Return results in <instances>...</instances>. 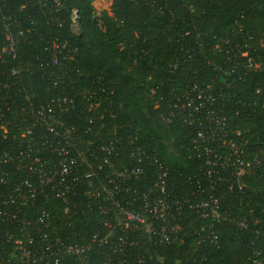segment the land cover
<instances>
[{"label":"trees","instance_id":"16d2710c","mask_svg":"<svg viewBox=\"0 0 264 264\" xmlns=\"http://www.w3.org/2000/svg\"><path fill=\"white\" fill-rule=\"evenodd\" d=\"M93 1L0 0V155L12 158L0 162V175L9 171V179L26 177L19 164L34 155L57 161L49 144L63 145L64 139H70L75 152L110 141L117 151L113 169L104 168L76 186L71 225L64 202L48 193L25 209L26 217L44 210L56 230L12 232L29 233L40 243L44 233L52 242L84 243L97 223L86 208V191L104 181L105 172L130 167H141L138 178L131 179L141 188L152 181L150 159L155 157L169 166L177 194L196 195L198 181L220 197L229 218L214 224L218 241L209 247L196 236L157 244L136 233L127 257L142 254L147 264H251L247 257L264 240V166L242 178L248 190L238 187L229 164L211 188L202 180L203 146L186 119L185 103L186 90L198 85L214 98L230 135L245 142L246 159L264 149V0H112L111 9L98 16ZM72 8L78 11L77 31L71 26ZM8 34L14 55L4 51ZM64 96L72 107L55 106L51 117L37 120L40 106ZM186 214L180 215L184 226L208 221ZM242 217L247 228L237 225ZM4 232L0 259L24 264ZM89 253L98 264L108 256L96 247ZM59 264H75L74 257Z\"/></svg>","mask_w":264,"mask_h":264},{"label":"built area","instance_id":"2783aa9c","mask_svg":"<svg viewBox=\"0 0 264 264\" xmlns=\"http://www.w3.org/2000/svg\"><path fill=\"white\" fill-rule=\"evenodd\" d=\"M78 19L77 9L72 8L70 20L73 30L78 29ZM6 40L5 53L14 55L13 37L8 34ZM52 47L58 46L53 43ZM254 67H259V64ZM15 72L12 70L11 74ZM213 101L212 95L198 85L186 90L185 105L189 107L186 119L189 118L188 123L195 125L196 139L203 146L205 171L202 180L213 188L215 179H221L220 172L226 170L229 164L238 187L243 188L242 178L253 172L256 166H264V149L253 160L246 159L245 142H237L230 135L226 117L215 110ZM55 106L67 110L73 104L65 96L47 101L37 111V120L44 121L47 114L51 117ZM26 134H30V130ZM72 147L70 139H64L63 145L50 143L49 150L57 154V161L48 162L34 155L19 164L27 172L26 177L9 179V171L0 175V230H5L7 241L20 250L22 263L59 264V260L72 256L75 264H98L89 256V252L96 247L101 248L102 254L107 252L103 264H147L142 254H138L134 260L127 257L126 250L137 243L136 233L146 235L147 241L157 244H172L194 236L206 247L217 243L218 234L214 224L221 226L229 218L226 209L221 208L220 197L203 189L198 181L196 195L177 194L172 188L169 166L155 157L150 159L155 167L152 181L141 188L131 184L132 178H138L141 167H130L126 171L105 172V180H99L86 191V208L95 213L97 223L84 243L52 242L47 233L43 234L41 243L35 242L29 233L15 235L12 230H56L51 225V215L44 210L36 209L32 218L26 217L25 209L34 207L38 198L48 193L64 202L63 212L67 215V224L71 225L69 207L76 195V186L84 178L96 177L104 168L113 169L117 151L112 141L83 152H75ZM11 159L8 153L0 155V162L8 163ZM212 175L214 179H211ZM184 211L186 217L195 215L208 221L195 227L191 226V222L184 226L180 220ZM251 220L254 224L258 221ZM237 225L247 228V218L242 217ZM263 250L264 240L262 248L255 249L247 260L251 264H264ZM112 253L120 256L114 259ZM149 259L152 260V257L149 256ZM7 263L0 259V264Z\"/></svg>","mask_w":264,"mask_h":264},{"label":"rangeland","instance_id":"374dc122","mask_svg":"<svg viewBox=\"0 0 264 264\" xmlns=\"http://www.w3.org/2000/svg\"><path fill=\"white\" fill-rule=\"evenodd\" d=\"M111 3L112 0H94L92 4L96 9V16L99 15L101 10L109 11L111 9ZM74 30L77 31V28H74Z\"/></svg>","mask_w":264,"mask_h":264},{"label":"water","instance_id":"95a60500","mask_svg":"<svg viewBox=\"0 0 264 264\" xmlns=\"http://www.w3.org/2000/svg\"><path fill=\"white\" fill-rule=\"evenodd\" d=\"M93 19H95V18H93ZM243 189H245V190L247 189L248 190V188H246L245 186L243 187Z\"/></svg>","mask_w":264,"mask_h":264}]
</instances>
